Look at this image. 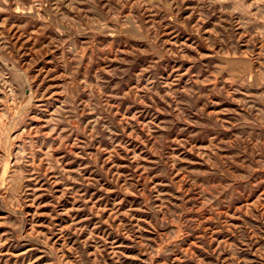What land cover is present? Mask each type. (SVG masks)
Instances as JSON below:
<instances>
[{"label":"rangeland","instance_id":"obj_1","mask_svg":"<svg viewBox=\"0 0 264 264\" xmlns=\"http://www.w3.org/2000/svg\"><path fill=\"white\" fill-rule=\"evenodd\" d=\"M0 264H264V0H0Z\"/></svg>","mask_w":264,"mask_h":264}]
</instances>
